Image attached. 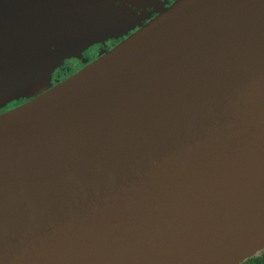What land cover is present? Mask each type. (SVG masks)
Wrapping results in <instances>:
<instances>
[{
	"label": "water",
	"instance_id": "water-1",
	"mask_svg": "<svg viewBox=\"0 0 264 264\" xmlns=\"http://www.w3.org/2000/svg\"><path fill=\"white\" fill-rule=\"evenodd\" d=\"M0 0V264H241L264 249V0Z\"/></svg>",
	"mask_w": 264,
	"mask_h": 264
},
{
	"label": "flooded vegetation",
	"instance_id": "flooded-vegetation-1",
	"mask_svg": "<svg viewBox=\"0 0 264 264\" xmlns=\"http://www.w3.org/2000/svg\"><path fill=\"white\" fill-rule=\"evenodd\" d=\"M175 1L177 0H157L155 4H147L145 6L135 5L130 2L118 3V9H120L118 13V26L123 27V30L118 32V38L109 39L104 43L95 44L88 50H86L83 56L86 55V57H88L87 63H83V61H81L80 59H71L69 61L70 63H68L73 66V71L70 74H66L64 78L61 77L63 79H54V81L59 80V83H61L74 74L78 73L79 71L83 70L87 65L93 63L104 54L114 49L120 43L128 39L131 35L138 32L141 28H143L144 25L155 19L159 15V11L163 7V5H165L166 7H170ZM86 57H84V59ZM65 67L66 69H68L69 65ZM57 72L58 69L56 73ZM58 84H54L52 87ZM28 101L29 100L27 99L20 100L19 102L15 101L11 104L13 106H8L2 109L0 111V114L15 109ZM241 264H264V249L254 257Z\"/></svg>",
	"mask_w": 264,
	"mask_h": 264
},
{
	"label": "rangeland",
	"instance_id": "rangeland-1",
	"mask_svg": "<svg viewBox=\"0 0 264 264\" xmlns=\"http://www.w3.org/2000/svg\"><path fill=\"white\" fill-rule=\"evenodd\" d=\"M118 3H120L119 1H118ZM112 39H116V38H112ZM109 40V39H108ZM105 41H107V40H104L103 42H100V43H104ZM100 43H98V44H100ZM89 49V48H88ZM87 49V50H88ZM85 52H83L82 53V55H80L79 57H72V58H70V59H67L64 63H63V65L62 66H60L59 68H57L58 69V72L56 73V71H57V69L52 73V77H51V80H50V87H44V88H41L40 89V91H37L38 93H40V92H42V91H45L46 89H48V88H51L54 84H58L59 83V80H60V78L61 77H63L64 78V76L66 75V74H70L72 71H73V66L72 65H70L69 63V61L71 60V59H74V58H76V59H80L81 61H83V63H87V58L88 57H86V55H84L83 56V54H84ZM84 57H86L85 59H84ZM69 62V63H68ZM67 65H69V67H68V69H66V67L65 66H67ZM1 71L2 70H0V73H1ZM56 73V74H55ZM6 74V72H4V73H2V74H0V78L2 77L1 75H5ZM54 74H55V78H54ZM63 78H61V79H63ZM54 79H59V80H55L54 81ZM5 93H4V91H0V100H5L6 101V98H5ZM33 98H35V96L33 95L32 97H30V98H21V99H19V100H16V102H19L20 100H23V99H27V100H32ZM13 102H15V101H10V102H7V103H2V105L0 106V111L2 110V109H4V108H6V107H8V106H13V105H11ZM261 252V251H260ZM260 252H258V253H260ZM257 253V254H258Z\"/></svg>",
	"mask_w": 264,
	"mask_h": 264
},
{
	"label": "trees",
	"instance_id": "trees-1",
	"mask_svg": "<svg viewBox=\"0 0 264 264\" xmlns=\"http://www.w3.org/2000/svg\"><path fill=\"white\" fill-rule=\"evenodd\" d=\"M247 261V260H246Z\"/></svg>",
	"mask_w": 264,
	"mask_h": 264
}]
</instances>
